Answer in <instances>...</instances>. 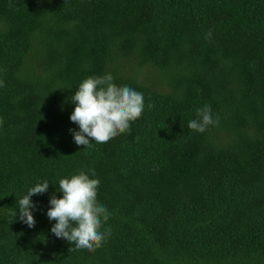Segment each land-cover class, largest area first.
Here are the masks:
<instances>
[{
  "label": "trees",
  "instance_id": "1",
  "mask_svg": "<svg viewBox=\"0 0 264 264\" xmlns=\"http://www.w3.org/2000/svg\"><path fill=\"white\" fill-rule=\"evenodd\" d=\"M107 73L143 114L78 146L71 96ZM0 81V264H264V0H0ZM205 105L219 124L188 129ZM80 171L110 213L93 252L46 215Z\"/></svg>",
  "mask_w": 264,
  "mask_h": 264
},
{
  "label": "clouds",
  "instance_id": "2",
  "mask_svg": "<svg viewBox=\"0 0 264 264\" xmlns=\"http://www.w3.org/2000/svg\"><path fill=\"white\" fill-rule=\"evenodd\" d=\"M113 80L110 73L88 77L71 96L75 107L69 119L78 125L79 131H69L76 145L87 147L92 142L106 144L128 132L131 124L142 116L143 94L128 86H117ZM3 86V81H0V87ZM196 117L188 122L187 128L198 133L219 124V117L213 118L209 105L196 109ZM99 183L98 179L80 171L70 178L59 180L58 192L63 194L62 198L52 195L49 199L50 207L46 215L49 221H55L51 233L71 245L69 252H93L103 246L111 233L110 228L101 230L110 213L106 206L97 201ZM48 188L46 180L37 183L18 201L19 219L29 228L35 226L31 210L36 205L31 197L46 193ZM15 216L16 211L13 213Z\"/></svg>",
  "mask_w": 264,
  "mask_h": 264
}]
</instances>
